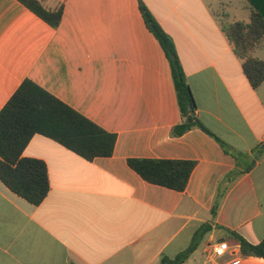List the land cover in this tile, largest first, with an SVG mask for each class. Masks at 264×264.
<instances>
[{
	"label": "crops",
	"instance_id": "1",
	"mask_svg": "<svg viewBox=\"0 0 264 264\" xmlns=\"http://www.w3.org/2000/svg\"><path fill=\"white\" fill-rule=\"evenodd\" d=\"M63 7L58 28L19 0H0V112L31 80L117 136L89 161L35 135L23 157L46 163L50 192L35 206L0 180V264H160L208 230L184 264H264L237 234L264 240V84L253 89L224 23L264 20V0H38ZM143 3L173 39L201 122L183 121L169 60ZM264 61V40L253 52ZM129 159L194 161L185 191L150 184ZM229 250L208 257V242Z\"/></svg>",
	"mask_w": 264,
	"mask_h": 264
},
{
	"label": "trees",
	"instance_id": "2",
	"mask_svg": "<svg viewBox=\"0 0 264 264\" xmlns=\"http://www.w3.org/2000/svg\"><path fill=\"white\" fill-rule=\"evenodd\" d=\"M19 1L53 28L60 26L64 14L63 7L50 11L38 0ZM140 10L148 29L159 41L171 66L183 118L173 133L181 136L194 128H199L223 144L196 115L195 98L173 39L143 3ZM223 29L233 43L236 55L244 60L243 71L251 86L253 89H259L264 84V61L254 58L253 52L264 40V20L258 14H254L249 24L226 22ZM35 135L48 137L89 161L112 157L117 140L115 134L105 131L33 81H24L0 112V180L13 193L35 206L40 205L50 192L46 163L22 156ZM263 152L264 146L260 149L258 157ZM128 165L150 184L183 192L197 163L181 160L129 159ZM207 230V226H202L195 232L191 245L185 251L175 258L164 257L160 264H184L197 249ZM234 236L238 239L244 256L264 259V240L259 244H251L237 234Z\"/></svg>",
	"mask_w": 264,
	"mask_h": 264
},
{
	"label": "built area",
	"instance_id": "3",
	"mask_svg": "<svg viewBox=\"0 0 264 264\" xmlns=\"http://www.w3.org/2000/svg\"><path fill=\"white\" fill-rule=\"evenodd\" d=\"M229 250V245L227 242H213L210 241L205 246V251L208 257H220L226 254ZM228 264H240V260H234Z\"/></svg>",
	"mask_w": 264,
	"mask_h": 264
},
{
	"label": "water",
	"instance_id": "4",
	"mask_svg": "<svg viewBox=\"0 0 264 264\" xmlns=\"http://www.w3.org/2000/svg\"><path fill=\"white\" fill-rule=\"evenodd\" d=\"M193 114H195L194 111H193Z\"/></svg>",
	"mask_w": 264,
	"mask_h": 264
}]
</instances>
